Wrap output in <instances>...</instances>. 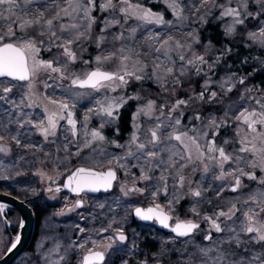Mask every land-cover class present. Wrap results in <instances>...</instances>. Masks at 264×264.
Instances as JSON below:
<instances>
[{
  "label": "rangeland",
  "instance_id": "374dc122",
  "mask_svg": "<svg viewBox=\"0 0 264 264\" xmlns=\"http://www.w3.org/2000/svg\"><path fill=\"white\" fill-rule=\"evenodd\" d=\"M154 1L168 13L126 0H0V44L22 46L43 85L38 95L30 80L0 79V185L25 189L42 214L14 264H81L93 249L105 251L104 264H264V87L246 74L214 78L219 49L198 28L217 11L229 45L243 38L264 50V17L245 25L248 0ZM251 2L264 14V0ZM94 68L117 78L73 85ZM131 99L120 139L117 114ZM230 135L244 147L230 138L220 152ZM78 165L114 168L111 193L55 191ZM188 171L201 173L189 197ZM137 205L199 226L187 237L164 233L132 217ZM20 224L2 206L0 258Z\"/></svg>",
  "mask_w": 264,
  "mask_h": 264
},
{
  "label": "water",
  "instance_id": "95a60500",
  "mask_svg": "<svg viewBox=\"0 0 264 264\" xmlns=\"http://www.w3.org/2000/svg\"><path fill=\"white\" fill-rule=\"evenodd\" d=\"M31 70L28 66V57L25 49L11 41L0 44V79L13 81H29ZM117 75L107 69L94 68L84 78L76 80L73 85L77 88H95L96 85L116 78ZM123 78V75L119 76ZM118 174L114 168L96 169L89 165H78L71 170L62 184L55 186V191L71 192L72 194L100 195L111 193ZM235 184H231L230 191H235ZM82 201L78 202V206ZM2 206L16 209L20 214V226L18 236L13 245L6 250L0 258V264H14L15 261L27 250L34 235L35 214L26 200H22L15 194L0 191V212ZM132 217L142 224L154 223L165 233H171L179 237H187L198 227L193 220H178L173 222L172 215L158 205H137L133 208ZM105 251L93 249L83 254L81 264H104Z\"/></svg>",
  "mask_w": 264,
  "mask_h": 264
},
{
  "label": "trees",
  "instance_id": "16d2710c",
  "mask_svg": "<svg viewBox=\"0 0 264 264\" xmlns=\"http://www.w3.org/2000/svg\"><path fill=\"white\" fill-rule=\"evenodd\" d=\"M126 1H128L129 4H135V3L138 4V3H141L142 6L145 7V8L149 7L152 10H156V11H159V12L163 11L165 13H168L167 10H166V8L159 1H154V0H150L149 2H147V1L146 2H143V1L138 2V0H126ZM116 2H118V0H116ZM247 3H249V4H248V14L246 15V17L244 19L245 25L246 24L254 23V21H256L258 15L261 16V17H264V14L260 13L259 12L260 11L259 9L257 10V3H252L251 0L250 1L248 0ZM232 6L236 7V5H232ZM121 17H122L121 19H123V16H121ZM126 18H128V17H126ZM221 25H222V19L219 18L217 11L216 12H213V14H209L208 17L206 18V20L204 21V23H202V25H198L200 38L201 39L206 38L208 41H210L212 44H214L217 49H219L216 52L217 53L216 54V56H217V59L216 60H217V65L218 66L216 67L217 69L215 70V72H212L213 73V77L214 78L216 77L218 79L219 76L221 75V73L224 74L226 72H229V73H232V74H236V75L237 74L238 75L246 74L247 76L249 75L248 80L251 81V84L252 85L259 86V87L261 85L262 87H264V62L263 63H259V64L257 63V60H258L257 57H259V56L262 57L263 58V61H264V50H262L259 45L258 46L257 45H252V46L248 45L246 47V45L243 42V40H244L243 38L237 44L229 45L228 42H227V38L224 37V35H223V31H222ZM229 48H232L233 51L226 52L225 50L226 49H229ZM91 50H92V47H91ZM37 58H35V59H37ZM31 61H32V59H29V57H28V65H29V68L31 66ZM30 70H31V68H30ZM49 76H52L54 78L55 74L53 73V75H49ZM55 77H57V76H55ZM29 80L31 82H33L32 86L34 87V89L37 92V94L38 95L42 94L43 85H39V87L37 85L38 82L41 83L42 78H41V81H40L39 77L34 76V78H33L32 74H31ZM11 83L14 84V85H21V84H26L27 81H25V82L18 81L17 82V81H13L12 80ZM167 101H165V99H164V102H167ZM158 105L161 108L164 107L162 110L159 109L160 112H162V111L163 112H168V108H165L166 106L161 105V104H158ZM134 106H135V101L133 99H131L126 104H124L123 106H121V109L119 110V112L117 114L118 122H116L115 126L118 127V128H120V130H121V135L119 137L120 139L122 137H124V134L126 132H128V130H129V120H130L129 117H130L131 112L135 108ZM200 112H201V109H199V108L198 109L195 108L192 111V113H194V114H197V115L200 114V115H202L203 113H200ZM218 113H220V112H218ZM182 118H183V121H184L185 116H182ZM261 121H264V120H261ZM115 126L113 125V127H115ZM253 127H258V126H254L253 125ZM252 130H254V129H252ZM227 132L228 131L225 130V129H221V131H220L221 134L222 133L225 134ZM230 136H229V140H228L227 146H226V143H225V145H219L220 152L221 151L224 152L225 151L224 149L229 148V146H231V144H230V138H233L234 139L235 137H233V136L230 137ZM256 142L257 141H254V143H256ZM234 143H235V145L236 144H240L241 146L243 145V143L241 142V140L238 142V141H236L234 139ZM251 145L252 144L249 145V147L247 148V150H248V152H251L252 153L253 152V147ZM243 147L244 146H242L241 148H243ZM241 148H240V150H241ZM220 152L219 153L217 152L218 153V155H216L217 157L219 156ZM214 153L211 154L210 151H209V153L205 157V160L204 161L205 162L208 161L207 160L208 157L210 156V158H211L214 155ZM186 174H187V176H186ZM200 175H201V173H198V174H195L194 176H191L190 171H188L187 173H185V178L187 180V183L185 184V193L187 194L188 197L191 194H193L192 193L193 191L196 190V184H197L199 178L201 179V176ZM65 177H66V175H65ZM65 177L64 178L62 177L59 180V182L60 183L63 182L64 179H65ZM1 190L7 191V192H9L11 194L13 193L16 196H18L19 198L24 199V200L27 199V198H29V194H27V191L25 189H22V187L13 188L12 186L11 187H8V186H3L1 184L0 185V191ZM42 192L43 191H41L40 194ZM32 209L34 210L35 217H36L37 220L40 217H42V214H40V212L38 210V206L36 205V203H34V205H32ZM132 224H134V223H130V225H132ZM35 237H36V234H35L34 238ZM30 249H31V245H29V247L25 251H28ZM147 249L153 251L155 248L153 250L150 249V248H147ZM105 262L106 261H104V263Z\"/></svg>",
  "mask_w": 264,
  "mask_h": 264
},
{
  "label": "flooded vegetation",
  "instance_id": "af4514ba",
  "mask_svg": "<svg viewBox=\"0 0 264 264\" xmlns=\"http://www.w3.org/2000/svg\"><path fill=\"white\" fill-rule=\"evenodd\" d=\"M261 122L262 121H259V123H256V124H258V126H259V131H261L262 129H264V126L261 124ZM251 129H254V127L253 126H251L250 127ZM231 147V146H230ZM233 148V147H232ZM251 177H252V174L250 173V175L248 176V179L250 178L251 179ZM194 221V220H193ZM196 222V221H195ZM152 224V223H151ZM198 224V223H197ZM199 226V225H198ZM198 228V227H197Z\"/></svg>",
  "mask_w": 264,
  "mask_h": 264
},
{
  "label": "bare ground",
  "instance_id": "6f19581e",
  "mask_svg": "<svg viewBox=\"0 0 264 264\" xmlns=\"http://www.w3.org/2000/svg\"><path fill=\"white\" fill-rule=\"evenodd\" d=\"M29 66V65H28Z\"/></svg>",
  "mask_w": 264,
  "mask_h": 264
}]
</instances>
